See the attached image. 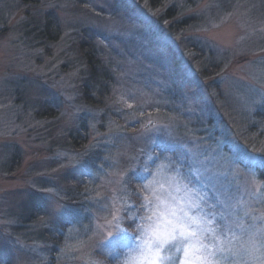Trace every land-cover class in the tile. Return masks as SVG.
I'll return each mask as SVG.
<instances>
[{
	"label": "rangeland",
	"instance_id": "obj_1",
	"mask_svg": "<svg viewBox=\"0 0 264 264\" xmlns=\"http://www.w3.org/2000/svg\"><path fill=\"white\" fill-rule=\"evenodd\" d=\"M49 11L63 30L54 44L22 27L27 13ZM186 16L196 20L177 29ZM84 29L102 36L113 67L108 110L80 96ZM45 100L56 113L40 119ZM83 122V146L62 145ZM14 147L22 161L9 172ZM131 172L148 178L124 186ZM28 196L39 210L25 222ZM173 209L223 235L225 217H240L254 246L216 258L264 264V0H0V258L105 264L127 240L126 264L144 249L153 212ZM39 229L56 239H38ZM183 247L165 244V264H182Z\"/></svg>",
	"mask_w": 264,
	"mask_h": 264
},
{
	"label": "trees",
	"instance_id": "obj_2",
	"mask_svg": "<svg viewBox=\"0 0 264 264\" xmlns=\"http://www.w3.org/2000/svg\"><path fill=\"white\" fill-rule=\"evenodd\" d=\"M168 12H175L174 7L169 8ZM37 15V14H36ZM57 14L53 11H49L44 15L38 14L37 16H31L27 13V20L23 23L22 27L26 35L30 36L34 40L40 42H48L51 44L56 43L62 34V28L60 21L56 17ZM176 12L174 13V16ZM31 16V17H30ZM196 18L194 16H186L180 18L175 22V27L181 29L183 27H188L191 25ZM177 24V25H176ZM32 39V40H33ZM102 40V36L92 29H84L82 33L77 38V48L79 52V58L84 64V76H82V85L80 86V96L82 101L87 105L100 108L109 109L108 102H110V97L113 89L115 88V78L114 72H112V65L104 63L102 61V54L98 50V43ZM81 72V73H82ZM56 113L55 108L47 100L42 101L37 109V116L40 119L52 118ZM87 129L86 123H81L78 127L72 126L67 131H65L64 136L61 138L62 145L66 147H71L74 149L81 148L83 146L82 137L85 136V130ZM85 142V141H84ZM10 157V160L6 164L8 166L9 172H13L14 169L21 164L22 158L16 147ZM71 175V174H70ZM68 173L63 177V180L67 184H72L75 180ZM86 174L82 175V178ZM149 175V174H148ZM148 178L147 174L137 175L131 172L128 175V181L124 183V186L129 184L130 187L134 188L137 183L142 184ZM83 180V179H82ZM80 182L79 180L76 181ZM80 186V183L75 185ZM128 189V187H127ZM133 199L139 200V194L137 192L133 193ZM35 196H28L25 203L23 204V214L28 217L25 222H28L30 217H35L39 210V205L36 202ZM38 205V206H37ZM137 206V205H136ZM127 225V224H126ZM38 239L46 241L49 239H56L52 234L48 233L47 230L39 229L36 231ZM116 249L104 258L105 264H121L123 255L125 251L129 248V242L123 240L117 242ZM0 258V264H9V262Z\"/></svg>",
	"mask_w": 264,
	"mask_h": 264
},
{
	"label": "snow or ice",
	"instance_id": "obj_3",
	"mask_svg": "<svg viewBox=\"0 0 264 264\" xmlns=\"http://www.w3.org/2000/svg\"><path fill=\"white\" fill-rule=\"evenodd\" d=\"M152 215L156 216V221L149 225V239L145 241L144 249L126 264H165L167 257L163 255V247L176 240L184 242L182 264H222L223 257L217 259V253L233 252L234 255H240L242 252L249 253L254 246L255 231H249L252 226H246L240 217L231 221L225 217L224 232L227 235H223L217 229L202 228V221L187 212L181 216L173 209L170 214L154 211ZM148 219L151 220L152 216ZM234 229L246 233L248 239L242 240ZM257 231L264 234V227ZM234 241H238L241 247L234 249Z\"/></svg>",
	"mask_w": 264,
	"mask_h": 264
}]
</instances>
